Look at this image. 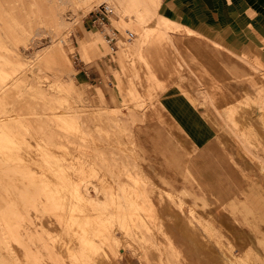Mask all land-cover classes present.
<instances>
[{"label":"rangeland","instance_id":"rangeland-1","mask_svg":"<svg viewBox=\"0 0 264 264\" xmlns=\"http://www.w3.org/2000/svg\"><path fill=\"white\" fill-rule=\"evenodd\" d=\"M5 1L7 2V0H0V5H2L3 9L1 8V10H3L2 11L4 13L3 17H4V20L8 23V27H7V25L3 26V24H2V25H0L1 26L0 28L4 27L3 29H5V28H7L6 30L9 29L8 34L11 35V38H12V32L15 33V34H13V35H15V37H14L15 39H10V40H14L15 42L17 41L16 43L14 41H11V42H14V48L17 46V48H15V50L17 51V49H18V51H17L18 52V58H20L21 60L30 59L38 49H41L44 45L48 44L50 41L49 39H51L52 37L50 34H46L47 32L42 27H40L38 29L37 28L33 29L30 26L29 27L26 26V31L28 33H25V32L22 33V30L20 29V27L18 25L14 24L13 19L10 17V14L14 15L15 16L14 18L18 19V20L16 19L17 21H20L24 25H26L24 22L25 21L24 20L25 19V8L22 9L21 8L22 4H18L14 0H11V1L8 0V1H10L9 3H6ZM12 2L14 5H12ZM103 2L112 5L114 8L113 14L110 16L109 22L108 23L106 22L102 25L94 24L95 21H97V19L94 16L90 17L91 16L90 13L85 15L82 18L80 25L72 27L69 39L62 42V46H63V50H64V60L62 61V64L60 66H54L50 70H39V71H37L38 73L42 74L45 77V79H43V81L40 83V87L42 88V90H45L44 95L45 96L47 95L46 97L41 93V91L39 90V87L37 88L36 86L35 87H27L25 90L23 88V91H22V88H20V87L13 88V91L11 90L12 92H15V94H18V96L17 95L16 96L19 97V100L21 99V103L19 102L21 104L20 112H22L21 113L23 116L22 121L24 124L19 122L20 127L17 128L18 127V126H16L17 123L12 121V123L9 122L10 127H11V125H12V127L14 125V128L16 130L17 129L19 130V131H17L19 133V135L23 136V138L25 140H29V142H34V141H37L39 139H46V141L52 142L53 144H56L57 142H60V141H63L61 143L65 144V145L68 144V146H70V147L74 144V149H75L74 151L71 152V148H73V146L71 148H69V147H67V148H69L71 153L74 152L76 154V156H78V158L83 160L86 163V165L88 164L87 165L88 167L93 166L95 168V173L93 174L92 177H94L93 180L95 179L96 183L100 180L103 172L106 169L110 168L111 170H113L112 171L113 174L116 173V177H118V176L120 177V178L118 177L119 179L116 178V180L118 181L117 183H119L121 185L125 184V183L127 185H130V186L134 185L133 183H131L132 182L131 177H129L130 180L127 178L128 177L127 173L130 172L129 174L132 173L134 176L139 175L142 177V181H141L142 183L140 182L139 183L140 187L137 188V190L139 192L142 189H145L143 192H146V194H148L150 196V193L152 192L153 188H157V190H160L161 192H165V190H167V191L173 193L177 197V200L175 198L171 201H174L173 204L178 203V205H179V203H180L179 206L184 210L186 215L187 214L190 215V211H192V210H194L196 213H198V214H196L198 216V218L196 216L195 219H193L194 218L193 216H187V220L188 221L191 220L190 221L191 224L189 222L185 221L186 223L184 225L185 226L189 225V227L188 226L187 227L190 228L191 233H193V234L199 232L197 234V236H199V238H201V240H203L206 244L209 243L208 245L212 246L211 248H209L210 249L209 254L211 255V257L213 256L212 254H214L216 252L220 253V254H224V252H225V254L226 253L228 254L230 251L231 253H229V254L230 255L233 254L232 257H234V258H239L243 254H244V258L246 260H249V258L251 257V262L248 261L249 262L248 264H264V229L261 226V224L253 216L251 209L248 208V206L242 200H240L238 196L236 197V193L233 191H230L228 193L225 192V195L227 197H225L222 200L217 199L215 197L216 195L213 196L212 194H208L207 199H206L204 194L200 193V191H191L189 189V187H182V184L184 183V176L182 175V172H183L182 169L179 171V174H177L178 176L175 177L173 175L167 174V168L166 167L158 168L154 164V162L145 159V156H146L145 152H147V149H145L144 144H143V139H142L141 135H139L140 128H137V126H139V125H147V132L150 136V139L152 138V136H154V139H155L156 137L161 138L160 135H163V133H164V131L161 130L158 125H160V126L164 125L165 127H166V125H170V129L168 130V132L177 138V142L179 143V146L181 148H183L185 150V152H187V153L190 152V150L186 146L189 142L188 138L186 136H184L182 133L181 134L179 133L180 134V136H179V134H177L174 131L175 130L174 122L167 115V113L165 112V110L162 107V105L160 104V102L159 101L154 102V100H156L158 98L159 94L162 91H164L169 85L176 84L185 93H187L188 97L192 101L197 100L205 108V116L209 120V122L213 125V127L215 128L217 134L220 135L222 137L223 141H225L228 144L229 149L230 148L233 149V151L238 154L239 163H240L242 170L245 172H248L251 175H255V174L258 175L256 173L257 167L254 165L253 161H255V159H253V157H256L257 159H260V160H264V154L259 150H254L253 148H249V147L254 145L257 149H259V147L264 148L263 147V144H264V65L261 64L255 58H248L247 56H244L243 61L245 62L246 69L248 68V72H245L246 73V79L245 80H248L250 82V85H249L250 87H247V85L244 83L246 81H241V83H240L239 81H236V80H223V79L216 80L211 75L206 73V77L209 79L208 80L209 84L212 87V88L210 87V89L215 93H220V92L225 93L224 95L226 96V97H222L220 99H214V102H215L217 107H223L227 104H234L238 100L239 101L244 100V101H246L248 106L251 107V114L253 116L259 117V121H258L259 122V128L263 131V139H262V137L258 138L257 136L253 137V136L247 135V133L250 130H252V128L249 127L250 125L247 122H246V124L242 125V133H243V131H244V135L246 133L245 136L248 138V140H247V138L240 137L238 135L233 136L228 130L224 131V129L218 125L217 121L210 114V111L208 110V107L206 104L208 102L207 101L208 96L206 93L208 86L204 83V80H206V79H204L205 74H202V73L199 74L198 73L197 75L202 79L201 84L197 83L196 87L191 86L189 80L182 77V76H184L183 74H187L189 76H192V74H196L195 71L193 69L190 70V68L188 69L184 64L182 65L180 60L173 57L170 54V52L167 53L169 51L168 49H166V51H165L164 47H162L164 49L163 50L160 48L161 46L160 47L157 46L160 43H165L163 41L164 36L166 34H169L171 36V38L173 39L175 45L178 48L180 45L182 52L185 55H187L186 50L184 48L183 40L185 38L186 39L189 38L190 40L200 39L199 36H197L198 34L189 33V34H196V35H193L191 37L184 35V34H187L188 32L185 30V26L180 24L179 28H166V30H165L166 34L162 33L161 39L160 38L157 39L155 32L159 33L162 30V28L156 26V21L154 18H150V20H148L147 22L139 23V22L133 21L135 19L133 16L128 18L129 16H131L130 14L127 13V15H126V13L124 11H122V10L119 11L118 8H116L115 5L109 1L101 0V2H99V3H97L95 1L93 3V5L96 8L98 5H100ZM1 3H3V4H1ZM17 4L19 7L20 6L21 7L19 8L17 6ZM7 6H9V7H7ZM5 7H7V8H5ZM24 7H25V5H24ZM80 12H81V10L79 8L73 9L71 7H68V6H63V8L60 11V14L62 16L61 15L60 16L65 21L66 20L71 21L73 19L71 17L77 16ZM8 17H10V18H8ZM21 19H23V20H21ZM115 20H118L119 22L115 21ZM130 20H132V21H130ZM9 21L12 23H9ZM117 24H118V27L116 29H117L119 41L116 43V46H112V48H111V45L108 44L106 42V39L104 38V33H106L112 27L115 28L117 26ZM90 27H91V29H90ZM83 28H84V30H83ZM59 29L61 30L62 28L59 27ZM31 30H33L35 32H33V31L31 32ZM144 30H148V33L154 32L155 39H154V41L151 40V41H144L143 42L142 53L144 56H140V57H143V58H141V60H139L140 58H138L137 63L140 61L139 62L140 64L136 63L133 66L130 63V61H128V58L126 59L125 56L118 55L119 45L129 43L126 41V39L130 42H133L134 39L137 38V35L141 34ZM85 31L89 32V33H87L88 36H90L94 40L96 38L102 40V42H103V44L101 45L102 47H100V46L98 47L99 51H97V53L93 52L92 50L89 51V49H87V48L86 49H84L82 47L80 48V45L78 43L79 42L78 37H79V35L84 34ZM129 32H131L133 34L132 37H130V38L128 37ZM177 34H181V35H177ZM259 37L264 38V34L260 33L258 38ZM16 38H17V40H16ZM122 39H123V41H122ZM259 39L261 41H263L262 38H259ZM10 40H9V43L11 44ZM159 40H161V41H159ZM179 42H180V44H179ZM95 43L97 45H99L98 40ZM210 45H212V44H210ZM211 48L213 50H216V51H222L223 50V47L216 48L215 46H212ZM101 49H102V51H101ZM158 49H159V51L156 52V50H158ZM81 50L87 51V52H82ZM161 50H163L162 52L165 51V53H167V55L170 54L169 56H166L164 54V56H166L167 58H170V59H167L166 57H163V55L162 56L160 55L161 57H163L162 58L163 64L166 65L165 70L163 68L164 65L162 64L161 61H159L161 59H158V58H161L159 56V52ZM150 52L153 53V55L157 53L156 55L158 57L152 56ZM154 52H156V53H154ZM84 53H85V55H84ZM86 53H87V55H86ZM92 53H94L93 56H92ZM19 54H21V55H19ZM74 54H76V57L73 56ZM89 55H91L92 57L89 58L90 57ZM66 57H67V59H65ZM164 58L166 59L165 60L166 62L168 60L169 61L167 63L164 62V60H163ZM252 59L256 60L257 63H253L251 61ZM98 60H101L103 62L106 61L105 65H106L107 71L104 70L106 75L104 72L102 73V75H103V78L107 80V83L111 82L113 84V88L114 87H115L114 89L117 88V91L121 94H122V92H124V93L127 92L126 95L123 93L124 96H122L120 94V97H118L119 101L115 105L104 104L100 88L98 86L91 84V82L96 81L95 80L96 77L93 76L91 73L90 64L92 62H95ZM232 60H233V62H236V63L240 62V58H233ZM152 61L154 64L157 62L158 65L161 63V65H159V66L160 67L162 66L161 68H163L162 70L164 72H162L161 70L158 69V67H156V65H157V63H156L154 65L156 67L155 71H157V69H158V71L159 72L161 71V72H160V74L158 71H157L158 74L156 72H152L153 74H151V71L153 70V68L155 69V67H152V68L150 67V65L153 64ZM188 62L192 65L200 67L199 65H197V63L192 58H189ZM233 62H228V65L231 67H237V65L234 64ZM149 63H150V65H149ZM145 64H146V66H149L151 68L150 72L148 71L149 67H148V70H146L147 72H149V74L144 70ZM66 65L68 68L66 67ZM127 66H129V67H127ZM137 66H139V67H137ZM141 67H143L144 72L147 73V74L145 73V75L148 77H151V78H147L146 76L143 75L144 73L143 74L141 73V72H143V71H141L142 70ZM130 69H132V70H130ZM136 70H138L140 75L137 74L138 72ZM250 70H253V71H250ZM134 71H135V73H134ZM58 72L61 74H59ZM57 73L59 74V76ZM128 74L129 75L131 74V75L128 76ZM117 75L119 76V78L121 79V82H122L121 88L118 87ZM123 75H124V78H125V76H127L126 79L128 80L129 83L127 82V80H125L123 78ZM140 76L143 78L142 79L143 82L141 81ZM153 76H154V78H153ZM83 77L85 79H83ZM145 77L148 80V82L151 79L150 83H146L147 85H144V82L147 81L146 79L144 81ZM132 79H133V82H132ZM60 80L64 83L66 82V84H71L73 89L77 93L81 94L80 95L81 101H78V103H79V105L82 106V108H81V110H79V112H76V115L78 116L77 122L80 123L78 125L76 123L73 124L71 121L66 122L68 126L62 124L59 116H61V114H62V116H65L67 114L68 107H67V105H65L61 102L55 103L56 101H54V102L52 101L53 97L55 95H57L58 91H60V89H58V88H60V87H58ZM126 83H127L128 87L130 84L129 89L125 85ZM134 83H136V84L133 85ZM142 85H144V86H142ZM133 86H137V87L134 88ZM132 88L134 90H132ZM14 89H16V90L21 89V90L15 91ZM95 91H96V93H95ZM232 91H236L235 94L227 95V94H229V92H232ZM20 93H23V94L20 95ZM51 93L52 94L54 93V95H52ZM94 93H95V95H94ZM139 94H141V95H139ZM50 95H52L51 101H49L50 97H51ZM133 96H135V97H133ZM47 97H49V98H47ZM94 97L96 98V101H94ZM22 103L26 105V106L24 105L25 108L22 107L23 106ZM143 107L144 108L147 107L145 109V111H144ZM55 108L59 109V110H57V111H59V116H57L54 113L52 114V111H56ZM91 111H93V112H91ZM207 112L212 117V119L215 121V123L217 124L219 129L216 128L214 121H212L210 119ZM26 117H28V119H25V121H28V123L24 122V118H26ZM144 118L145 119L147 118L150 121H148V120L144 121ZM70 123L73 124V126H75L76 132L74 131V127L73 128L70 127L71 126ZM27 124H28V126H27ZM30 126L32 127V130H30L31 129ZM77 126H79L80 130H78V128L76 129ZM15 129H13V130H15ZM86 129H87V131L93 129V131H91V133L89 131L88 133L90 135H88ZM25 130H27V131H25ZM34 131H35V135L32 134V133H34ZM78 131H80V132L82 131L83 133L81 132L79 134ZM84 131H86V136H84L85 135ZM38 132H40V133H38ZM74 132H75V135H73ZM37 134L38 135L44 134L45 136L40 135L41 136L40 137V136H37ZM56 134L59 136L57 137ZM27 135H28V137L26 138ZM52 135H53V138H52ZM54 135H56L55 137L57 139L59 137L60 138L58 140H53L55 138ZM69 135H70V137H69ZM80 136H81L82 140L80 139ZM43 137H48V139L43 138ZM78 137H79V140H78ZM89 137H91V138H89ZM251 139H253V140H251ZM67 140L71 141L70 144H72V141H73V144L69 145V141H67ZM246 140L249 141V143ZM66 141H67V143H66ZM257 141H259L258 145H255ZM250 142H254V143L252 144ZM114 143H116L117 145ZM245 144H247L249 147L245 146ZM113 147H115V148H113ZM247 149H249V151H247ZM252 151H254V152L252 153ZM100 152L102 153V154H100L101 156H99V154H98ZM84 154H86V155H84ZM93 155L96 158H94ZM97 155L100 158L99 157L97 158ZM84 156H86V157H84ZM101 157H102V159H101ZM108 158H110L111 160ZM114 161H116V163ZM1 163H2V158L0 157V166H1ZM101 163H103V164H101ZM117 164H119V165H117ZM123 164L125 165L124 169H122ZM113 165H114V167H113ZM106 166H107V168H106ZM101 168H103V170H101ZM160 169H162L163 174H162ZM124 170L127 172V173L124 172V173H126L127 177L124 174H122ZM117 172L120 175H118ZM0 174L2 175V177H0L2 180H3V178H5L7 180L9 177L6 174V172L1 171V170H0ZM114 176H115V174H114ZM259 176H261V175H259ZM89 177H91V176H89ZM213 178L215 179V177L213 175H208L206 178H204L205 180H203V178H199V181L195 187H206L207 181L210 182L211 179H213ZM19 179H20V177L16 176V175L9 177V180L12 183H15ZM81 182H80L81 185L79 184L78 187H75L74 189L77 188L76 189L77 193L82 192L81 188L85 189L84 193L89 195V197L91 198L90 199L91 204H93L92 201L94 202V200H92V197H93V199L96 197L97 191H100V189H103L104 184H103V187H95V190H94V187L92 188V183H90L88 181L87 182L84 181V185L88 184L86 187L83 185V181H81ZM98 183H100V182H98ZM131 184H133V185H131ZM29 185H27L29 188L28 187H1L0 186V205H3L4 208H5V206H7L10 210L13 207L17 208V210H15V214H14L12 211L8 210V208L4 209L1 207V209L5 210V212H3V214L5 213L6 216L8 215V217H9L8 220H10V219L11 220L7 223L6 222L3 224L0 223V244L3 245L2 248L0 249V264H19L18 259L15 258L14 256H11L10 258L3 256L4 254L10 253L12 251L11 248L13 246L12 245L13 243L19 244L22 248V251H24L26 253L25 264H36L35 262H33V259H32L33 255H35L36 257H40V256L48 257L55 264H69V263H66L63 260L62 256L57 253L58 250H57L56 239L55 240L53 239V241H50V238H48L46 235L45 227L44 226L39 227L35 223H33L32 222V216L28 212V209H34V211L38 212L45 219L52 217V215L54 217L56 216L55 218H51V219H54L52 221L55 223V225L62 224L59 226L60 227L64 226L63 223H66L67 217L64 214H63L64 216H62V213H60L61 211H58V210H60V208H59L60 206L56 207L57 206L56 204H61V203L54 201L51 197H49L51 192L53 191L54 187L45 188L46 186L41 187V185H42L41 184L40 185L41 188H40V187H38V184H33V183H31ZM143 186H145V187H143ZM134 187H135V185H134ZM141 187H142V189H141ZM225 187H227V186L225 185ZM96 188H98L97 191H96ZM32 189H33V191H32ZM74 189H72V187H66V188L64 187V189L62 188V191L66 192L68 194L74 195L76 193ZM35 190H36V192H35ZM67 190H69V191L67 192ZM104 190H105L106 199L114 200L113 198L110 197V195H112L110 188L105 187ZM118 190L121 191L120 189H117V191ZM37 191L41 192L40 194L42 196ZM34 192L37 194H35ZM93 192H95V193H93ZM52 193H54V192H52ZM23 195L25 197H22ZM35 195L39 196L40 198L42 197L43 201L40 203V201H39L40 198L39 197L37 198ZM44 195H45V197H44ZM35 197H36V199H34ZM47 197L50 200L46 199ZM29 199H31L33 202ZM180 199H181V202L178 201ZM141 201L144 202L145 204H143ZM141 201L139 200V204L146 205L145 207H147L150 204V202H149V204H147L146 199H143ZM46 202H47V204H46ZM42 203H45V204H42ZM36 204H38L39 206L44 205V207H42V206L39 207ZM45 205L49 208H46ZM106 205H108V207H109V210H106V211L110 212V210H111V212H115L116 207H117V205L115 203H114V206H113V204L111 205L112 207L109 206L110 205L109 202H107ZM92 206H95V205H92ZM175 206L177 207V204H175ZM105 207H107V206H105ZM57 208H58V210H57ZM93 208H96V207H93ZM107 208H105V209H107ZM124 208H126V211L130 209L128 207H124ZM124 208L122 207L123 210H124ZM43 209L44 210L46 209L45 211H47V209H49V210L47 212H44ZM52 209H53V211H51ZM61 209L64 212L65 208L62 207V204H61ZM123 210H121V211L123 212ZM50 211H51V216H49ZM57 211L59 212V214ZM54 212H56V213H54ZM5 214H4V217H5ZM200 215H201V217H199ZM8 217H6V219ZM105 217L106 216L104 215L103 218H105ZM112 217H114V216H112ZM112 217H110V218L106 217V218H108L109 220L112 221V219H113ZM116 217L117 216H115V218L113 219L114 221L110 222L111 224H109L107 222V225L109 227L108 231L110 230V235L107 234L109 236V237L107 236L109 239L107 241H105L106 243L108 242V244H110V245L112 244V246L116 249V251L115 250L113 251V254L115 255V261L113 262V264H118V260L121 257L125 258V256H126V258L131 256L132 264H151L152 263L151 260H153V264H159L161 261L163 262V264H169V263L170 264H184L181 262V260H180L181 258L174 255L173 251L171 249L169 250L167 248L169 246H167V244H165V242H162L163 241L162 239H161L162 241L160 240V238H159L160 232L155 228L154 219L153 220L151 219L152 223H150V224H152L151 229L153 228L152 229L153 231L140 228L141 226L138 227L139 230L142 229L140 231V233L142 232L141 234H143L142 236H144L143 238H144V243H145L146 247L143 248L144 245L142 244V242H141V245H143V246L140 245V241L138 240V238H133L134 241L132 242L133 239H132L130 234H129V237H128V233H126V235H127L126 237H125V235H123L125 231L123 232V229L121 228V225H120L121 222L119 221V219L117 221ZM200 218H202V220H200L201 222L200 221L196 222ZM57 221L59 222V224ZM0 222H1V220H0ZM113 222H114V224H112ZM140 223H138V224H140ZM203 223H206L208 226L206 224H204L205 225L204 226ZM27 224L29 226L31 224V227L33 226L32 230H35L37 228L36 229L37 235L31 233V230H28ZM141 224H143V223H141ZM201 224H202V226H201ZM112 225H114V227ZM126 225H128V224H126ZM228 225L231 227H229ZM232 226H233L234 231L232 230ZM142 227H144V225H142ZM207 227H208V229H207ZM33 228H35V229H33ZM237 228L241 229L244 232V236H245L244 238H241L242 233L237 231L238 230ZM120 229H122V231ZM21 231H23V233ZM146 231H148V234ZM150 231H151V233H149ZM152 232H154L156 234H153ZM158 232H159V234H158ZM52 233L54 234L53 229H52ZM114 234H116V235H114ZM147 235H150V237L153 236L151 238L154 240V242ZM248 235H249V239H248ZM111 236L112 237L115 236L116 238H118L117 245L116 244L113 245V243H111L112 242ZM250 236L254 237V239L256 238L255 243H256L257 247H259V249L261 250L260 251L261 254L258 251L256 252V249L250 243V239H251ZM202 237L204 239H202ZM154 238H156V240ZM157 238L159 239V241H157L158 240ZM123 239L125 240V242L123 241ZM129 240H131V241H129ZM137 240L139 242V245H138ZM147 240H148V242H147ZM129 242H131V243H129ZM33 243L35 244V246H33ZM153 243H154V247H153ZM161 243H162L161 247L163 245H165L167 247H164V249H163V247L162 248L160 247L161 250H158V248L155 246L158 245V247H159V245ZM125 244H127V245L125 246ZM129 244H131L132 248H129L130 247ZM125 247H127V248H125ZM165 251H167V252H165ZM169 251H171V253H168ZM161 252H162V254H161ZM166 253H167V255H166ZM246 253L249 255L248 258L245 256ZM11 254L12 253H10V255ZM158 254H160L161 257L158 256ZM167 257L169 258V260H171V261H168L169 263L166 260V259H168ZM174 257H176L175 260H174ZM156 258L158 260H156ZM177 258H178V261H177ZM154 261L157 263H155ZM119 264H123V261H121ZM160 264H162V263H160Z\"/></svg>","mask_w":264,"mask_h":264},{"label":"bare ground","instance_id":"bare-ground-1","mask_svg":"<svg viewBox=\"0 0 264 264\" xmlns=\"http://www.w3.org/2000/svg\"><path fill=\"white\" fill-rule=\"evenodd\" d=\"M10 1L7 0V2L6 1L5 2L9 3ZM14 1L17 2L18 4H22L21 5L22 7L20 6L22 9L25 8V19H24L25 21L24 22L26 25H24L20 21H17L18 19L16 18L17 19L16 20L14 18L15 16L10 14V17L13 19L14 24H16L20 27V29L22 30V33L23 32L28 33L26 31V26H28V27L30 26L33 29H35V28L38 29V28L42 27L47 32L46 34H50L52 38L49 39L50 41L48 44L44 45L41 49H38L30 59L24 58L25 60H21L20 58H18V52H17L18 49H17V51L15 50V48H17V46L14 48V42L15 41L10 40V39H15L14 38L15 35H13L15 33L12 32V38H11V35L8 34L9 29L8 30H6L7 28L3 29L4 27L0 28V157L2 158L0 170L6 172V174L9 177H11L13 175L20 177V179L18 181H16L15 183L10 182L9 177L7 180L5 178H3V180L0 178V186L1 187H28L27 185L33 183V184H38V187H40L41 184H42L41 187L46 186L45 188L54 187V189L52 191L54 193H52L50 191L51 194L49 197H51L54 201L61 203L62 207L65 208V210L63 212L61 209V204H56L57 205L56 207L60 206L59 207L60 210H58V208H57V210L61 211L60 213H62V216L65 215L67 217L66 223H63L64 226L60 227L59 225H62V224H59L58 221L57 222L59 225H55V223L52 221L54 219H51V218H55L56 216L54 217L52 215V217L45 219L38 212L34 211V209H28V212L32 216V222L33 223H35L39 227H42V226L45 227L46 235L48 238H50V241H53V239L54 240L56 239L57 250H58L57 253L62 256L63 260L69 264H113V262L115 261V255L113 254V251L114 250L116 251V249L112 246V244L110 245V244H108V242L106 243L105 241H107L109 239L108 235H110V230L108 231L109 227L107 225V222L109 224H111L110 222L114 221L113 219L115 218V216H117L116 217L117 221L119 219V221L121 222L120 223L121 228L123 229V232L125 231L124 234L122 232L121 233L123 235H125V237L127 236L126 233H128V237L130 234L132 239L138 238V240L140 241V245H141V242L144 245V246L141 245V246H143V248L146 247L145 243H144V238H143L144 236H142L143 235V234H141L142 232L140 233V231L142 229L139 230L138 227L141 226L140 228H143L145 230L146 229L152 230L153 229V228L151 229L152 224H150V223H152L151 221L154 219L155 228L161 234L160 235L158 232V234L160 236L159 237L160 240L162 239L163 241L162 240L161 241L165 242V244H167V246L170 247L169 248V247L163 245L162 246L163 249H164V247H167L169 250L171 249L173 251V254L180 257L181 262L184 264H248L249 263L248 261L251 262V257L249 258V260H246L244 258V254L243 255L241 254L242 255L241 257L234 258V257H232L233 254L232 255L229 254V253H231L230 251L228 254L227 253L225 254V252H224V254H220V253L216 252V253L212 254L213 256L211 257V255L209 254V251H210L209 248H211L212 246L208 245L209 243L206 244L203 240H201V238H199V236H197V234L199 233L197 230L196 231L198 233H195L196 234L195 235V234L191 233L190 228H188L189 225L186 224L188 227L184 225L186 223L185 221H187L191 224V222H190L191 220L188 221L187 216H193L194 217L193 219H195V217L197 216L196 214H198V213H196L194 210H192V211H190V215H188V214L186 215L184 210L179 206L180 203H179V205H178V203H175V204H177V207H176L175 204H173L174 201H171L175 198L177 200V197L173 193H171L167 190H165V192H161L160 190H157V188H153V190L149 196L148 194H146V192H143L145 189H142V187H141L142 190L139 192L137 190V188L140 187L139 183L142 181V177L139 175L134 176L131 173L133 175L132 176L131 174H129L130 172H128L126 169L125 170L128 173L124 170L122 174H124L126 176V173H127L128 177L127 176L126 177L129 180H130L129 177H131L132 182L131 181L130 182L133 183L135 185V187L137 186L136 188L134 187L133 184H131L133 186H130V185H127L125 182H124L125 184H122V185L117 183L118 181L116 180V178H118L119 177L118 175H120V174L117 172L118 177H116V173H114L115 174V176H114V174L112 172L113 170H111L110 168L106 169L103 172L100 180L98 181L100 183H98V182L96 183V180L95 179L93 180L94 177H92L93 174L95 173V168L93 166L88 167L87 166L88 164L86 165V163L83 160H81L80 158H78V156H76V154L74 152L71 153L72 151L75 150L73 141H72V144H73L72 145V144H70L71 141L67 140V141H69V145H72L73 148H71L72 146L71 147L68 146V144H66L67 145L66 146L65 144L61 143L63 141L57 142L56 144H53L52 142L46 141V139H39V140L34 141V142H29V140H25L23 138V136L19 135V133L17 132L19 130L18 129L16 130L14 128V125H13V127H12V125L10 127L9 122L12 123V121L17 123L16 124V126H18L17 128L20 127L19 122L23 123V121H22L23 116L21 114L22 112H20L21 99L19 100V97H17L18 94H15V92H12L13 88L20 87V88H22V91H23V88L25 90L27 87H35L36 86L37 88L39 87V90L44 95L45 90H42V88L40 87V83L43 81V79H45V77L42 74L38 73L37 71H39V70H50L54 66H60L62 64V61L64 60V50H63L62 42L69 39L72 27L80 25L82 18L85 15L91 13L95 9L93 3L95 1L97 3L101 2V0H14ZM103 1L111 2L112 4L115 5L116 8H118L119 11L120 10L124 11L126 13V15H127V13L130 14L131 16H129V17L127 16V17L130 18L133 16L135 18L133 21H135V22L144 23V22H147L148 20H150V18H154L156 21V26L162 28V30L159 33L155 32L157 39L158 38L161 39L162 33L166 34V32H165L166 28H179L180 24H181V23H178V21L177 22L173 21V20L169 19L168 17H165V16L158 13V9H159L161 0H103ZM1 4H3V3H1ZM18 4H17V6H18ZM12 5H14L13 2H12ZM24 5H25V7H24ZM108 5H110V4H108ZM63 6H68V7H71L73 9L79 8L81 10V12L77 16L71 17V18H73L71 21H67V20L65 21L64 19L61 18L62 15L60 14V11L63 8ZM7 7H9V6H7ZM7 7H5V8H7ZM110 7H112V9L114 11L113 6L110 5ZM1 8H2V5H0V25L3 24V26L7 25V27H8V23L4 20V17H3L4 13L2 12L3 10H1ZM10 17H8V18H10ZM21 20H23V19H21ZM10 21H9V23H12ZM115 21H118V20H115ZM130 21H132V20H130ZM59 27H61L62 29L60 30ZM117 27H118V24L115 28H117ZM185 30L188 32L187 34L196 33L195 31H193L192 29H189L187 27H185ZM32 31L33 30H31V32ZM33 32H35V31H33ZM87 33H89V32L85 31L84 34H82L78 37V41H79L78 43L80 45V48L81 47L84 49L87 48V49H89V51L92 50L93 52L97 53V51H99L98 47L99 46L102 47L101 45L103 44V42L101 39H98V38H96L94 40L93 38L88 36ZM196 34H192V35H196ZM259 38H262L264 41L263 37H259ZM154 39H155L154 32L148 33V30H144L141 34L137 35V38L134 39L133 42H130L126 39V41L129 43L119 45L118 55L125 56L126 59L128 58V61H130V63L134 66L137 63L138 58H140L139 60H141V58H143V57H140V56H144L142 53L143 42L144 41H151V40L154 41ZM9 40H10V42L14 41V42H11V44L13 43L12 45L9 43ZM16 40H17V38H16ZM97 40L99 41V45H97L95 43ZM118 41H119V38H118L117 42ZM122 41H123V39H122ZM159 41H161V40H159ZM163 41L165 43H160L157 46H159V47L161 46L160 47L161 49H163L162 47H164L165 51H166V49H168L169 51L167 53L170 52V54L173 57H175L176 59H179L180 62L182 63V65L184 64L189 69V66H188V63L186 62V57H185L184 53H182V51L175 45L171 36L169 34H166L164 36ZM214 43L218 47H222L220 44H218L216 42H214ZM163 50L160 51L161 53L159 52V56L163 55V57H166V56L170 55V54L167 55V53H165V51L162 52ZM101 51H102V49H101ZM158 51H159V49L156 50V52H158ZM82 52H87V51H82ZM156 52H154V53H156ZM93 54L94 53H92V56H93ZM156 54L153 55V53H151L152 56L158 57ZM164 54L166 56H164ZM19 55H21V54H19ZM84 55H85V53H84ZM86 55H87V53H86ZM89 56H90L89 58L92 57L91 55H89ZM163 57L158 58V59H161L159 61L162 62ZM65 59H67V57ZM167 59H170V58H167ZM163 60H164V62H166L165 58ZM251 61L253 63H257V61L254 59H252ZM152 63H153V61H152ZM155 64L153 63L152 65H150V63H149L151 68L155 67L154 66ZM162 64H163V62H162ZM159 65H161V63ZM159 65L157 63L156 67H158L159 70L164 72L162 69L164 68V70H165L166 65L163 64L164 65L163 68H161L162 66L160 67ZM66 67H67V65H66ZM127 67H129V66H127ZM137 67H139V66H137ZM143 67H141L142 68L141 71H143L141 73L142 74L144 73L143 75L146 76L145 73L147 72L146 70H148L149 66H146V64H145L144 70L146 72H144ZM150 67L148 70L149 72L151 70ZM156 67H155V69L153 68V70L151 71V74H153L152 72L157 73L158 69H157V71H155ZM130 70H132V69H130ZM136 71L138 72V70H136ZM149 72H147V73L149 74ZM160 72H159V74H160ZM134 73H135V71H134ZM59 74H61V73H59ZM59 74H58V76H59ZM137 74L140 75L139 72ZM130 75L128 74V76H130ZM126 77L127 76H125V78H124V75H123V78L125 80H127ZM142 77H141V81L143 79ZM146 77L151 78L148 76H146ZM146 77L144 78V81H145ZM153 78H154V76H153ZM61 80L59 81L60 82L59 86L57 85L58 87H60V88L57 87L58 89H60V91H58L57 95H55L53 97V100H52V95H54V93L53 94L51 93L52 95H50L51 97H50L49 101L52 100L53 102L56 101L55 103L61 102L65 105H67V107H68L67 114L65 116H62V114H61V116H59V111H57L59 109H56V108H55L56 111H52V114L54 113L57 116H59L62 124L66 125V126H68L66 122H69V121H71L73 124L76 123L78 125L80 123L77 122L78 116L76 115V112H79V110H81V108H82V106L79 105V103H78V101H81L80 100L81 94L77 93L73 89L71 84H66V82L64 83ZM117 81H118V87L121 88L122 82H121V79L119 78L118 75H117ZM150 81H151V79H150ZM150 81L149 82H148V80L145 81L144 85H147L146 83H150ZM127 82H128V80H127ZM132 82H133V79H132ZM135 84L136 83H134L133 85H135ZM190 84H191V86L196 87L195 83L190 82ZM125 85L128 87L127 83ZM144 85H142V86H144ZM129 87H130V84H129ZM129 87H128V89H129ZM133 87L135 88L137 86H133ZM14 90L20 91L21 89H18V90L14 89ZM132 90H134V89L132 88ZM123 93L124 92H122V95H123ZM21 94H23V93H20V95ZM124 94L126 95L127 92ZM139 95H141V94H139ZM133 97H135V96H133ZM47 98H49V97H47ZM207 99H208L207 100L208 102L206 104H207L208 110L210 111V114L215 118L218 125L221 126L224 129V131L228 130L233 136L238 135L240 137L247 138L245 136L246 133H245V135H244V131L242 133V125L246 124V122H247L250 125L249 127L252 128V130H250L247 133V135H250L253 137L257 136L258 138L262 137V139H263V131L259 128V122H258L259 117L253 116L251 114V107L248 106L246 101H244V100L239 101L238 100L234 104H227L228 106L225 105L223 107H217L214 100L212 99V96H208ZM94 101H96L95 97H94ZM24 105L25 104H23L22 107H24ZM91 112H93V111H91ZM25 119H28V117L24 118V122L28 123V121H25ZM73 124H71L70 127H72V128L74 127V131L76 132L75 126H73ZM27 126H28V124H27ZM79 126H77L76 129L78 128V130H80ZM30 128H31L30 130H32L31 126H30ZM13 129H15V130H13ZM25 131H27V130H25ZM86 131H87V129H86ZM86 131H84L85 132L84 136H86ZM89 131L91 133V131H93V129L89 130ZM89 131H87L88 135H90L88 133ZM75 132L73 133V135H75ZM78 132L80 134L82 131L81 132L78 131ZM38 133H40V132H38ZM32 134L35 135V131ZM40 135L42 136L44 134H39V135L37 134V136H40ZM56 135H54V137ZM58 136L59 135H57V137ZM27 137H28V135L26 136V138ZM69 137H70V135H69ZM43 138L48 139V137H43ZM52 138H53V135H52ZM89 138H91V137H89ZM58 139L55 137L53 140H58ZM80 139H81V136H80ZM78 140H79V137H78ZM247 140H248V138H247ZM251 140H253V139H251ZM67 141H66V143H67ZM247 142L249 143V141H247ZM254 142H250V143L253 144ZM258 143H259V141H257L255 145H258ZM114 144H116V143H114ZM245 146H248V145L245 144ZM67 147L71 148V152H70L69 148H67ZM263 147H264V144H263ZM113 148H115V147H113ZM249 148H253L254 150H259L264 154V148L259 147V149H257L254 145L250 146ZM247 151H249V149H247ZM253 152L254 151H252V153ZM98 154H99V156H101L100 154H102V153L100 152ZM84 155H86V154H84ZM94 155H93V157H94ZM99 156L97 155V158ZM84 157H86V156H84ZM94 158H96V157H94ZM101 159H102V157H101ZM108 159H110V158H108ZM253 159H255V161H253V162H254V165L257 167L256 173L258 175H261L264 179V160L257 159L256 157H253ZM114 162L116 163V161H114ZM101 164H103V163H101ZM117 165H119V164H117ZM124 166L125 165L123 164L122 169L125 168ZM113 167H114V165H113ZM106 168H107V166H106ZM101 170H103V168H101ZM124 172H126V173H124ZM89 176H91V177H89ZM0 177H2L1 174H0ZM81 181H83V185H84V181L85 182L88 181V182L92 183V188L94 187V190H95V187H103V184H104L103 189L99 188L100 191H97L98 188H96L97 195L94 199L92 197V200H94L95 203L92 201L93 204H91V200H90L91 198L89 197V195L84 193L85 189L81 188V191H82L81 193L80 192L77 193V191H76L77 188L74 189L75 187H78V185L80 184ZM87 185H84V186L87 187ZM64 187L65 188L66 187H72V189H74L76 193L73 195V194H68L66 192H63L62 188L64 189ZM105 187L110 188V190L112 192V195H110V197L113 198L114 200L106 199L105 190H104ZM143 187H145V186H143ZM33 189H32V191H33ZM117 189H120L121 191L118 190L119 191L118 192ZM68 191L69 190H67V192ZM35 192H36V190H35ZM37 192H39V191H37ZM95 192H93V193H95ZM40 193L41 192H39V194ZM35 194H37V193H35ZM22 197H25V196L23 195ZM36 197L38 198L39 196H36ZM36 197L34 199H36ZM44 197H45V195H44ZM46 199L50 200L48 197ZM143 199L147 200V204H149V202H150V204L147 207H145L146 205H143V204H145L144 202L141 201ZM29 200H31V199H29ZM139 200L143 204H139ZM39 201L41 203L43 201V198L41 197ZM178 201L181 202V199ZM47 202H46V204H47ZM107 202H109V204H110L109 206H111L112 204L114 206V203L117 205L115 212H111V210H110V212L106 211V210H109L108 205H106ZM42 204H45V203H42ZM36 205H38V204H36ZM92 205H95V206H92ZM41 206L44 207V205H41ZM41 206H39V207H41ZM105 206H107L108 208ZM1 207L4 208V206L0 205V220H1L0 223L3 224L5 222L6 223L9 222L11 219L8 220L9 219L8 215L6 216V214L4 213L5 214V217H4V214H3V212H5L4 209L8 208V207L5 206L4 209H1ZM93 207H96V208H93ZM122 207L123 208L128 207L130 209L126 211V208H124V210H123ZM46 208H49V207L46 206ZM105 208H107V209H105ZM8 210H10V209L8 208ZM15 210H17V208L13 207L10 211H12L15 214ZM45 210H44V212H47L49 209H47V211H45ZM121 210H123V212ZM51 211H53V209ZM51 211H50L49 216H51ZM54 213H56V212H54ZM58 214H59V212H58ZM104 215L106 217H109V218L112 216H114V217H112L113 219L111 221L106 217L103 218ZM6 217H8V218L6 219ZM199 217H201V215ZM197 218H198V216H197ZM202 218L198 219V221H196V222H199L200 220H202ZM140 222L143 224H141ZM123 223L124 224L126 223L128 225H126V224L124 225ZM138 223H140V224H138ZM112 224H114V222ZM204 224H206V223H203V225ZM142 225H144V227H142ZM112 226L114 227V225H112ZM201 226H202V224H201ZM27 227H28V230H31V233L37 235V230H36L37 228L36 227H35L36 229L33 228L35 230H32L33 226L31 227V224H30V226L27 224ZM229 227H231V226H229ZM51 228L53 229L54 234L52 233ZM122 229H120V230L122 231ZM207 229H208V227H207ZM232 230H233V226H232ZM237 231L242 233L241 238L245 237L244 232L241 229H238ZM21 232L23 233V231H21ZM146 232L148 234V231H146ZM149 233H151V231ZM152 233L156 234L154 232H152ZM114 235H116V234H114ZM150 235H147V236L150 237ZM151 237H153V236H151ZM250 238H251L250 243L252 244V246H254V248L256 249V252L258 251L261 254V252H260L261 250L259 249V247H257V245L255 243L256 238L254 239V237H252V236H250ZM154 239L156 240V238H154ZM202 239H204V238L202 237ZM248 239H249V235H248ZM138 240H137V242H138ZM148 240H147V242H148ZM123 241L125 242L124 239H123ZM129 241H131V240H129ZM133 241H134V239L132 240V242ZM157 241H159V239ZM153 242H154V240H153ZM111 243H113V245H115V244L117 245L118 238H116L115 236L112 237ZM129 243H131V242H129ZM127 244H125V246ZM12 245H13L11 248L12 251L10 253H12L13 255L12 254L10 255V253H7V254H4L3 256H5L7 258L14 256L15 258L18 259L19 264H25L26 253L24 251H22V248L19 244L13 243ZM138 245H139V242H138ZM161 245H162V243L159 245V247H158V245L155 247H157L158 250H161L160 249ZM2 246L3 245L0 244V249L2 248ZM33 246H35L34 243H33ZM129 246H130L129 248H132L131 244H129ZM127 247H125V248H127ZM153 247H154V243H153ZM165 252H167V251H165ZM168 253H171V251H169ZM161 254H162V252H161ZM166 255H167V253H166ZM158 256L161 257L160 254H158ZM245 256L247 258L249 257V255L247 253ZM157 258H156V260H158ZM175 258L176 257H174V260H175ZM32 259H33V262H35L36 264H55L50 258L44 257V256L36 257L35 255H33ZM166 260H167V262L171 261V260H169V258ZM151 261H152L151 264H153V260H151ZM177 261H178V258H177ZM155 263H157V262H155ZM160 263L163 264L162 261Z\"/></svg>","mask_w":264,"mask_h":264},{"label":"crops","instance_id":"crops-1","mask_svg":"<svg viewBox=\"0 0 264 264\" xmlns=\"http://www.w3.org/2000/svg\"><path fill=\"white\" fill-rule=\"evenodd\" d=\"M158 13L199 34L197 36L200 39L183 40L188 55L184 54L186 62L196 74L189 76L182 73V77L189 82L201 84L202 79L197 74H205L204 83L208 86L206 93L213 100L226 96L225 93H215L210 89L206 73L216 80H236L240 83L246 81L244 83L250 87V82L245 80L248 68L245 67L243 56L255 58L264 65V41L258 38L260 33L264 34V0H161ZM94 24L98 22L95 21ZM214 42L220 44L223 50H213L212 46L220 48ZM179 49L182 51L180 45ZM189 58L200 67L190 64ZM233 58H240V62H233ZM228 62H233L237 67L229 66ZM105 64L106 61L101 60L90 64L91 73L96 77V81L91 84L100 88L104 104L115 105L121 93L103 78L102 73L107 71ZM157 101L174 122V131L188 138L186 146L190 152H185L179 146L177 138L168 132L170 125H158L164 133L160 135L161 138L155 139L154 136L150 139L147 125H139V135L147 149L145 159L154 162L158 168L166 167L167 174L175 177L182 169V187L200 191L206 199L208 194H212L222 200L227 197L225 192H235L236 197L251 209L253 216L264 229V180L255 173L256 176L242 170L238 154L229 149L228 144L217 134L205 116V108L197 100L192 101L176 84H171L162 91L154 100ZM146 108L143 107L144 111ZM207 114L209 115L208 112ZM209 117L214 121L210 115ZM147 120L144 118V121ZM214 124L219 129L215 121ZM160 170L163 174L162 169ZM208 175H213L215 179L207 181L206 187H195L199 178L205 180ZM129 257H121L118 264L121 261L123 264H132L131 256Z\"/></svg>","mask_w":264,"mask_h":264},{"label":"built area","instance_id":"built-area-1","mask_svg":"<svg viewBox=\"0 0 264 264\" xmlns=\"http://www.w3.org/2000/svg\"><path fill=\"white\" fill-rule=\"evenodd\" d=\"M90 14V17L94 16L97 19L98 24L102 25L106 22H109L110 16L113 14V9L110 7V5L103 2L98 5ZM132 35L133 34L131 32L128 33L129 38L132 37ZM104 38L106 39V42L111 45V48L112 46H116V42L119 38L117 29L112 27L110 30L104 33ZM73 56L76 57V54Z\"/></svg>","mask_w":264,"mask_h":264}]
</instances>
